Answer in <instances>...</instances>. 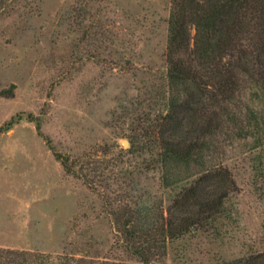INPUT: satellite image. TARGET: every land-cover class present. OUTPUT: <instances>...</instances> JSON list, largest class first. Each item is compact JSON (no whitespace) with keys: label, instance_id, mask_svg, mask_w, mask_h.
<instances>
[{"label":"rangeland","instance_id":"obj_1","mask_svg":"<svg viewBox=\"0 0 264 264\" xmlns=\"http://www.w3.org/2000/svg\"><path fill=\"white\" fill-rule=\"evenodd\" d=\"M18 7L0 11V125L31 114L60 156L123 155L138 115L164 110L168 0H19ZM96 26L101 35L87 38ZM107 30L121 41L110 43ZM241 102L248 134L216 154L237 188L224 206L229 219L218 223L226 231L168 244L163 264H214L264 250V92L250 87ZM140 158L118 170L132 172ZM138 184L169 203L156 172ZM0 247L133 262L98 198L63 173L25 119L0 133Z\"/></svg>","mask_w":264,"mask_h":264},{"label":"trees","instance_id":"obj_2","mask_svg":"<svg viewBox=\"0 0 264 264\" xmlns=\"http://www.w3.org/2000/svg\"><path fill=\"white\" fill-rule=\"evenodd\" d=\"M18 3L0 0V11L16 14ZM166 25L164 110L138 115L123 155L60 156L31 114L0 125L2 133L21 119L34 124L63 173L98 198L118 247L133 262L0 247V264H163L168 244L197 231L215 236L226 231L218 223L229 219L224 206L237 188L216 154L248 134L242 92L250 87L264 92V0H168ZM99 31L91 28L86 37ZM106 32L110 43L121 41ZM128 157L141 158L132 172L118 170ZM148 172H156L170 193L167 205L139 187L138 177ZM214 264H264V250Z\"/></svg>","mask_w":264,"mask_h":264}]
</instances>
